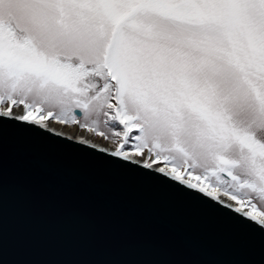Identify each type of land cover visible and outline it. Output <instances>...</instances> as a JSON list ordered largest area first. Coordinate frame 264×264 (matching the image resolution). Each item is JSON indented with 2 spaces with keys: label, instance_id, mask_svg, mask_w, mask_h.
Instances as JSON below:
<instances>
[{
  "label": "rangeland",
  "instance_id": "obj_1",
  "mask_svg": "<svg viewBox=\"0 0 264 264\" xmlns=\"http://www.w3.org/2000/svg\"><path fill=\"white\" fill-rule=\"evenodd\" d=\"M179 1L0 0L2 104L114 148L137 129L128 152L264 215V0H194L198 17L170 13Z\"/></svg>",
  "mask_w": 264,
  "mask_h": 264
},
{
  "label": "water",
  "instance_id": "obj_2",
  "mask_svg": "<svg viewBox=\"0 0 264 264\" xmlns=\"http://www.w3.org/2000/svg\"><path fill=\"white\" fill-rule=\"evenodd\" d=\"M169 12L202 14L194 0ZM234 204L0 110V264H264V222Z\"/></svg>",
  "mask_w": 264,
  "mask_h": 264
},
{
  "label": "bare ground",
  "instance_id": "obj_3",
  "mask_svg": "<svg viewBox=\"0 0 264 264\" xmlns=\"http://www.w3.org/2000/svg\"><path fill=\"white\" fill-rule=\"evenodd\" d=\"M0 110L2 111H8L10 113H14L17 115H23L27 118H33L34 120H37L39 123L43 124L46 127H49L51 129H55L57 131H60L62 133H65L67 135L73 136L75 138H81L84 140H87L89 142H94V143H98V144H102L105 145L107 147H112V145H110L107 142H104L102 140H98V139H94L93 135L90 132H87L85 129H81L79 128V126L77 124L75 125H69V124H65L63 121L59 122L56 120H51V121H47L45 120V118H36L34 115H32L31 112H27L25 111V108H15L13 106H11L10 104H0ZM140 159L145 160V157H139ZM157 164L158 167L169 171L167 168L163 167L162 165H159V163H155ZM177 176H179V173L175 174ZM185 180L192 182L194 184L197 185V183H195L194 181H192L191 179H189V177H185ZM209 193H211L212 195L216 196L217 198H219L220 200H223L225 202H229V198L226 195H223L221 192H217L215 190H211V189H206ZM235 204V206H237L238 208H241L242 210H244L245 212H249L247 211V209L241 207L239 204L237 205V203L235 201H233ZM250 213V212H249ZM254 216H257L262 222H264V218H262L261 216L257 215V214H252Z\"/></svg>",
  "mask_w": 264,
  "mask_h": 264
},
{
  "label": "trees",
  "instance_id": "obj_4",
  "mask_svg": "<svg viewBox=\"0 0 264 264\" xmlns=\"http://www.w3.org/2000/svg\"><path fill=\"white\" fill-rule=\"evenodd\" d=\"M116 121H118V120H116ZM120 125L123 126V124H121V123H120ZM138 132H139V130H137V129L127 131V133H125L124 141H123L120 148L122 150H125V151H129V150L132 151V149H134L132 141H134V139H136L138 137ZM130 140H131V142H130Z\"/></svg>",
  "mask_w": 264,
  "mask_h": 264
},
{
  "label": "built area",
  "instance_id": "obj_5",
  "mask_svg": "<svg viewBox=\"0 0 264 264\" xmlns=\"http://www.w3.org/2000/svg\"><path fill=\"white\" fill-rule=\"evenodd\" d=\"M92 135H94V134H92ZM176 170H177V169H174V172L178 173ZM188 174H189V172L187 171L186 176H187ZM187 177H188V176H187Z\"/></svg>",
  "mask_w": 264,
  "mask_h": 264
}]
</instances>
